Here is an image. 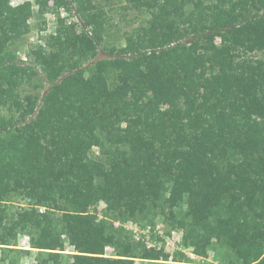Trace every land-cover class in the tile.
<instances>
[{
	"label": "trees",
	"instance_id": "trees-1",
	"mask_svg": "<svg viewBox=\"0 0 264 264\" xmlns=\"http://www.w3.org/2000/svg\"><path fill=\"white\" fill-rule=\"evenodd\" d=\"M12 1L0 0V264H193L109 225L159 221L196 257L264 264V0H53L69 23L52 0ZM117 1L149 15L124 45L109 33ZM33 18L42 35L23 61ZM99 49L113 59L94 62ZM40 75L47 91L26 93Z\"/></svg>",
	"mask_w": 264,
	"mask_h": 264
},
{
	"label": "rangeland",
	"instance_id": "rangeland-1",
	"mask_svg": "<svg viewBox=\"0 0 264 264\" xmlns=\"http://www.w3.org/2000/svg\"><path fill=\"white\" fill-rule=\"evenodd\" d=\"M24 1H31L33 2V0H13L11 2V5H17L19 3H22ZM50 6H54L55 8H57L59 10V13L61 15V17L65 18L67 20V23L69 22H79L77 15L75 14L74 11L69 12L66 7L63 6V4H55V2L52 0L50 1ZM92 8H98L101 6L100 2H93L90 5ZM123 3L121 4L119 1L116 2L115 6H113V8H108V12L110 17L112 18V27L109 31L110 34H112V40L114 41L115 45H124L125 41L123 39V32L124 31H131L134 28H137L141 25H143L144 20L146 18H149V15L146 13H138L135 10H127L124 11L122 9ZM38 6L34 7V10H37ZM112 10V11H111ZM46 19H47V30L46 32L43 33V35L45 34H49V33H54L55 32V28H56V20H55V15L49 13L46 15ZM31 23L33 24V30L31 32V34L27 37L25 44L19 49V56L23 61H26V56H25V52L27 51V49L32 46V45H36L37 43L40 42V36L42 35L41 32L38 31V23L39 21H37L35 18H33L31 20ZM181 42H189L191 41L190 37H182V39L180 40ZM219 38H216V42L219 43ZM114 57V55H110L109 52L103 51L102 49H99V53L97 58L94 60L98 61V60H112ZM87 67V66H85ZM35 83L39 86V89L35 90L33 87H29V86H25V91L26 93H38L40 95H43L47 89L50 87V84L47 82V80L45 79V77L43 75H40L37 80L35 81ZM100 124L99 121H93V125L98 126ZM115 125L116 123H112V130L115 129ZM125 123H122V126H124ZM94 151L96 152L97 149L94 148ZM161 203H163V200L161 201ZM105 209V205L99 204L98 207V216L100 217V220H106L107 218V213L104 211ZM183 209L187 212L188 215L193 216V217H197L199 215L200 209H201V205L199 204L198 201H190L187 202ZM110 227L112 228L113 231H116L117 233H120V230L123 228H118L115 229L114 225L112 222L109 223ZM157 226L160 228V230H162L164 232V236L166 238L165 241V249L169 252V253H173L175 252L174 248H173V243L171 244H167V241H177V244H179L178 248H181L183 250H185L182 246H181V240H182V231H178V230H173L168 228V225L164 224L162 221H159L157 223ZM139 227L141 228H145L142 225H139ZM125 230V229H124ZM126 233H128L130 236V241L129 242H133L136 243L140 249H149L150 247H161L163 246L162 243H159L155 238V236H149L148 238H146L145 236L141 235L139 237H135L131 232H128L127 230L125 231ZM119 236H121L119 234ZM19 248L24 249V250H33L30 248L28 239L26 236L24 237H20V241H19ZM176 249V248H175ZM71 248H68L67 251H65L66 254H68L70 252ZM1 253L2 251L0 250V258H1ZM186 254L191 253V251L189 249H186ZM106 255H102L104 257L102 258H106L112 262H114L113 259V249L112 248H106ZM191 257L193 258V264H216L215 262V252L214 251H210L209 252V257L208 258H199L196 257L193 254H190ZM52 261H56L57 257H51ZM63 261V260H62ZM22 262L24 264H34L33 262V256H27L25 257Z\"/></svg>",
	"mask_w": 264,
	"mask_h": 264
},
{
	"label": "built area",
	"instance_id": "built-area-1",
	"mask_svg": "<svg viewBox=\"0 0 264 264\" xmlns=\"http://www.w3.org/2000/svg\"><path fill=\"white\" fill-rule=\"evenodd\" d=\"M112 223L115 229L118 230V228H123L127 230L128 232H131L136 238L141 235L145 236L146 238L152 235H154L155 237L165 238L164 232L160 230L158 226H155V229H153L151 226H148L145 229V228L139 227V225L134 224L132 222H112ZM171 243H173L174 250H182L181 248H178L179 244H177V241H174V240L167 241V244H171ZM182 251L186 252L185 250H182Z\"/></svg>",
	"mask_w": 264,
	"mask_h": 264
},
{
	"label": "crops",
	"instance_id": "crops-1",
	"mask_svg": "<svg viewBox=\"0 0 264 264\" xmlns=\"http://www.w3.org/2000/svg\"><path fill=\"white\" fill-rule=\"evenodd\" d=\"M110 249V248H109ZM114 254V253H113ZM102 257H104V256H102ZM113 259H114V261H116V260H118L119 258L118 257H116L115 255H113Z\"/></svg>",
	"mask_w": 264,
	"mask_h": 264
},
{
	"label": "clouds",
	"instance_id": "clouds-1",
	"mask_svg": "<svg viewBox=\"0 0 264 264\" xmlns=\"http://www.w3.org/2000/svg\"><path fill=\"white\" fill-rule=\"evenodd\" d=\"M152 236H154V235H152ZM155 238H157V237H155ZM165 241H166V238H163ZM19 248V247H18ZM183 250V249H182ZM182 250H179V251H182ZM175 251H177V250H175ZM185 251H186V249H185ZM191 254H192V252H191Z\"/></svg>",
	"mask_w": 264,
	"mask_h": 264
}]
</instances>
